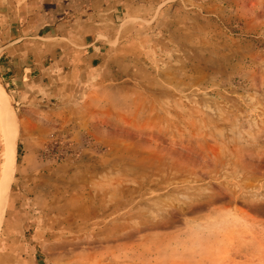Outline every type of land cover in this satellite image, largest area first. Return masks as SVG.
Wrapping results in <instances>:
<instances>
[{"label": "rangeland", "instance_id": "rangeland-1", "mask_svg": "<svg viewBox=\"0 0 264 264\" xmlns=\"http://www.w3.org/2000/svg\"><path fill=\"white\" fill-rule=\"evenodd\" d=\"M134 3L77 92L0 79V264H264V0Z\"/></svg>", "mask_w": 264, "mask_h": 264}, {"label": "crops", "instance_id": "crops-1", "mask_svg": "<svg viewBox=\"0 0 264 264\" xmlns=\"http://www.w3.org/2000/svg\"><path fill=\"white\" fill-rule=\"evenodd\" d=\"M134 0H0V79L21 103L80 88L120 46L118 22L138 20ZM138 7V6H137ZM77 92V91H76Z\"/></svg>", "mask_w": 264, "mask_h": 264}, {"label": "bare ground", "instance_id": "bare-ground-1", "mask_svg": "<svg viewBox=\"0 0 264 264\" xmlns=\"http://www.w3.org/2000/svg\"><path fill=\"white\" fill-rule=\"evenodd\" d=\"M1 111H2L3 116H4L3 119L5 121L6 127H8L11 115L9 112L5 111L4 108H1ZM11 147H12V143H11V141H8V143H7L8 157L10 155ZM11 168H12L11 164H9V162H8V166L4 172V177H2L3 179L0 182V219H1V211L3 210L2 206H4L3 205V201L5 199L4 195H5L6 190L9 188V181L11 178Z\"/></svg>", "mask_w": 264, "mask_h": 264}]
</instances>
